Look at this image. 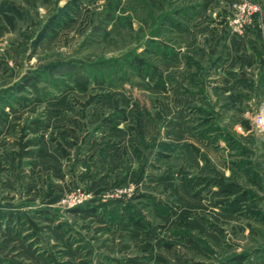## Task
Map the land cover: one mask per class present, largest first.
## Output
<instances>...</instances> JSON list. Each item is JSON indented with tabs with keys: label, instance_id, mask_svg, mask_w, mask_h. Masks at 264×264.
Instances as JSON below:
<instances>
[{
	"label": "rangeland",
	"instance_id": "374dc122",
	"mask_svg": "<svg viewBox=\"0 0 264 264\" xmlns=\"http://www.w3.org/2000/svg\"><path fill=\"white\" fill-rule=\"evenodd\" d=\"M262 104L264 0H0V264H264Z\"/></svg>",
	"mask_w": 264,
	"mask_h": 264
},
{
	"label": "built area",
	"instance_id": "2783aa9c",
	"mask_svg": "<svg viewBox=\"0 0 264 264\" xmlns=\"http://www.w3.org/2000/svg\"><path fill=\"white\" fill-rule=\"evenodd\" d=\"M244 7H247L250 13H255L256 11H259L258 6L256 5H245ZM236 24L237 21H234ZM252 125L264 135V104H262L258 111L253 115L252 117Z\"/></svg>",
	"mask_w": 264,
	"mask_h": 264
},
{
	"label": "crops",
	"instance_id": "0c3cea01",
	"mask_svg": "<svg viewBox=\"0 0 264 264\" xmlns=\"http://www.w3.org/2000/svg\"><path fill=\"white\" fill-rule=\"evenodd\" d=\"M225 79H227V77H225Z\"/></svg>",
	"mask_w": 264,
	"mask_h": 264
},
{
	"label": "trees",
	"instance_id": "16d2710c",
	"mask_svg": "<svg viewBox=\"0 0 264 264\" xmlns=\"http://www.w3.org/2000/svg\"><path fill=\"white\" fill-rule=\"evenodd\" d=\"M237 260H238V258H237Z\"/></svg>",
	"mask_w": 264,
	"mask_h": 264
}]
</instances>
